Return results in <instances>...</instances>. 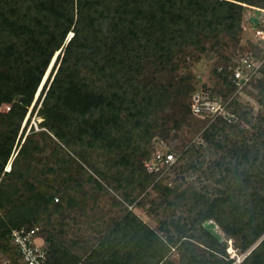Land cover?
Returning <instances> with one entry per match:
<instances>
[{"label":"trees","instance_id":"1","mask_svg":"<svg viewBox=\"0 0 264 264\" xmlns=\"http://www.w3.org/2000/svg\"><path fill=\"white\" fill-rule=\"evenodd\" d=\"M245 5L264 9V0H0V108L11 105L8 112L0 111V250L12 248L18 264L13 230L33 229L43 216L50 219L63 210L55 203V192L29 182L32 161L42 151L35 136L27 137L12 169L6 168L28 110L39 88L38 99L52 79L64 51L39 111L42 128L55 137L41 134L57 145L59 168L79 159L102 181L116 182L117 189L153 185L173 210L157 230L127 212L86 264H234L227 243L207 229L211 221L247 254L239 264H264V117L254 132L233 124L232 117L220 118L204 132L205 142L221 156L204 173L211 184L202 189L163 185L157 182L160 174H148L141 162L150 157L148 146L172 100L171 89L149 81L145 73L176 72L191 53L201 60L224 47L239 27ZM251 25L261 26V21L253 19ZM228 68L215 67L211 81L238 90ZM206 83L175 90L191 93L193 99L212 96ZM252 85L261 90L264 106V65ZM189 112L194 116L193 105ZM61 192L68 204H75L67 189ZM182 207L188 215L178 217ZM47 242L46 264L84 259L54 236ZM173 250L179 252V262Z\"/></svg>","mask_w":264,"mask_h":264},{"label":"rangeland","instance_id":"2","mask_svg":"<svg viewBox=\"0 0 264 264\" xmlns=\"http://www.w3.org/2000/svg\"><path fill=\"white\" fill-rule=\"evenodd\" d=\"M245 7L239 27L231 38L226 39L224 47L202 55L201 60H197L198 54L191 53L192 57L186 62H181L180 68L176 72L149 69L145 73V78L149 81L163 84L165 87L170 88L172 93L170 106L161 113L155 137L148 146L150 156L154 151L160 149L170 150L177 157V163L173 168L159 173L160 176L157 182H162L163 185L180 187L183 191L192 187L202 189L205 185L211 184V181L207 179L208 175L204 173L208 172V167L221 155L214 153L215 149L205 142L203 139L204 132L213 125L218 124V122L220 123V118H224V116L232 117L234 119L233 124L244 130L254 132V126L260 123L261 117H264V106L260 102L262 96L258 85L233 91L219 82H212L210 78L215 67L236 65L241 58L257 53L251 40L250 26L253 19L256 18L261 21V25H264V9L249 5H245ZM258 11L261 15H257ZM72 37L73 33H70L67 43ZM63 55L64 51L59 58L52 79L45 86L41 97L38 99L39 88L28 110L6 171L12 169V163L25 144L27 137L35 136L34 141L42 147V151L37 153L32 161L29 182L43 191L55 192L56 198L60 199V202L55 200V203L61 204L63 207L60 213L51 215L50 219L48 216H43L44 219L37 226L40 228L37 243L46 247L49 245L47 238L54 236L59 243H63L74 255L87 259L92 250L100 245L104 237L110 233L115 224L127 212L135 213L144 223L157 230L161 221L170 217L173 210H170L165 203L163 192L157 190L153 185L148 186L146 190L137 187L117 189L116 182L113 181L110 184L102 181L90 166L79 159L72 160L66 165L62 164L66 166L63 170L59 168V162L55 160L54 155L57 145L50 138L43 137L41 134L44 132L49 133L52 139L54 135L46 128H42L43 118L39 111L58 71ZM56 56H58V53ZM226 57L229 60H226ZM50 73L51 69L48 78ZM199 76L206 79L207 83L205 85L208 88V93L212 94V99L205 100L211 102V108L207 107L206 112L208 113H204L202 116L194 110L193 116L189 109L196 102L190 97L191 93L179 94L175 88L183 89L185 92L191 83L198 85L202 82L205 83V81H198ZM10 106L5 104L0 108V111L6 113L9 111ZM213 106L215 108H212ZM177 124H180V126H177ZM68 153L70 152L68 151ZM95 157L96 154L92 159L97 162L98 159ZM144 161L145 158H142L141 162L143 164ZM193 165L197 166V171L194 170ZM81 166H84V168H81ZM49 168L55 169L56 172H50ZM90 176L93 178H90ZM98 182L102 184V188H99ZM65 189H67V193L75 198V204H68L65 197L63 198V193H59L65 191ZM214 189L215 185L213 184L210 187L212 193ZM181 215H188L187 208L182 207L178 210L177 216ZM211 222L216 224L222 242L227 243V253L230 259H235L234 264L241 263L247 254L241 253L236 248V240L232 235L225 234L216 222ZM199 246L203 249L202 245ZM172 256L175 261L179 262V252L173 250ZM15 261L16 256L12 248L6 247L0 250V264H15ZM17 261L19 264V258H17Z\"/></svg>","mask_w":264,"mask_h":264},{"label":"built area","instance_id":"3","mask_svg":"<svg viewBox=\"0 0 264 264\" xmlns=\"http://www.w3.org/2000/svg\"><path fill=\"white\" fill-rule=\"evenodd\" d=\"M250 27L252 32L251 40L257 53L241 58L236 65H231L228 68L233 73V79L238 89H244L249 86L259 75L260 69L264 65V25H251ZM244 29L246 30L247 28L245 27ZM208 98L212 99L208 94H197L195 96L194 101L196 104L194 105V110L197 114L208 113L206 108H211V102L205 101ZM212 108L215 107L213 106ZM210 111L212 112L213 110ZM224 118L228 119L229 117L224 116ZM176 163L177 157L173 152L157 149L150 157L145 159L144 166L148 174H159L173 168ZM56 200L57 202L59 201V199ZM39 232V227L30 230L25 227L13 230L11 242L19 254V264L47 263L46 249L37 243ZM74 264H86V259Z\"/></svg>","mask_w":264,"mask_h":264},{"label":"water","instance_id":"4","mask_svg":"<svg viewBox=\"0 0 264 264\" xmlns=\"http://www.w3.org/2000/svg\"><path fill=\"white\" fill-rule=\"evenodd\" d=\"M207 229H209V231L215 235L217 238H221V235L218 233L217 231V227L216 224L213 222L207 223L206 224Z\"/></svg>","mask_w":264,"mask_h":264}]
</instances>
